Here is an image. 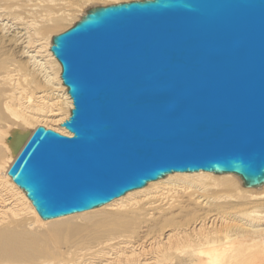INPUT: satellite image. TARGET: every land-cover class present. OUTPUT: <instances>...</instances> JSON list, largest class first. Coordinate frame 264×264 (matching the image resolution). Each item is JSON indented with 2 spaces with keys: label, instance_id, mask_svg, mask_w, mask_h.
<instances>
[{
  "label": "water",
  "instance_id": "1",
  "mask_svg": "<svg viewBox=\"0 0 264 264\" xmlns=\"http://www.w3.org/2000/svg\"><path fill=\"white\" fill-rule=\"evenodd\" d=\"M49 49L71 135L37 126L7 171L41 219L173 172L264 184V0L91 6Z\"/></svg>",
  "mask_w": 264,
  "mask_h": 264
},
{
  "label": "bare ground",
  "instance_id": "2",
  "mask_svg": "<svg viewBox=\"0 0 264 264\" xmlns=\"http://www.w3.org/2000/svg\"><path fill=\"white\" fill-rule=\"evenodd\" d=\"M118 2L0 0V264H264V184L235 174L173 172L48 220L8 176L37 126L71 135L51 37L88 6Z\"/></svg>",
  "mask_w": 264,
  "mask_h": 264
},
{
  "label": "rangeland",
  "instance_id": "3",
  "mask_svg": "<svg viewBox=\"0 0 264 264\" xmlns=\"http://www.w3.org/2000/svg\"><path fill=\"white\" fill-rule=\"evenodd\" d=\"M122 1H128V0H121V2H122ZM97 5H107V4H96V5H93V6H97ZM89 7H91V6H88V8H89ZM78 20H79V18H78ZM71 25H72V24H71ZM69 27H70V25H68L67 28H69ZM65 28H66V27H65ZM61 31H64V30L61 29V30H59L57 33L61 32ZM57 33H56V34H57ZM54 35H55V34H54ZM236 176H237V175H236ZM237 177H238V176H237ZM239 179H240V178H239ZM240 180H241V179H240ZM241 182H242V181H241Z\"/></svg>",
  "mask_w": 264,
  "mask_h": 264
}]
</instances>
